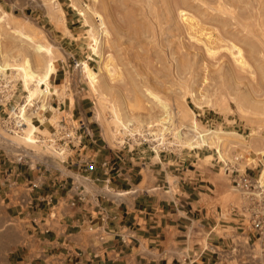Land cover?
I'll use <instances>...</instances> for the list:
<instances>
[{"label":"rangeland","instance_id":"obj_1","mask_svg":"<svg viewBox=\"0 0 264 264\" xmlns=\"http://www.w3.org/2000/svg\"><path fill=\"white\" fill-rule=\"evenodd\" d=\"M25 61L52 74L25 88ZM0 63V86L12 89L0 119L24 126L0 134L34 166L87 149L91 127L120 152L211 168L226 202L239 198L225 168L264 164V0H0ZM76 100L87 122L69 111Z\"/></svg>","mask_w":264,"mask_h":264},{"label":"crops","instance_id":"obj_2","mask_svg":"<svg viewBox=\"0 0 264 264\" xmlns=\"http://www.w3.org/2000/svg\"><path fill=\"white\" fill-rule=\"evenodd\" d=\"M89 109L78 100L69 107L81 122ZM83 140L87 149L76 146L53 164L0 158L11 171L0 173V264H185L190 221L205 233L219 222L218 208L234 201L209 167L180 171L166 155L120 152L92 127ZM249 173L262 176L264 164Z\"/></svg>","mask_w":264,"mask_h":264},{"label":"built area","instance_id":"obj_3","mask_svg":"<svg viewBox=\"0 0 264 264\" xmlns=\"http://www.w3.org/2000/svg\"><path fill=\"white\" fill-rule=\"evenodd\" d=\"M0 87V101H5L9 95L7 92L12 91L11 84L7 83ZM6 103L7 101L0 102V107L3 108ZM22 123L21 118L13 117L12 122L0 119V127L9 133L21 132L24 127ZM5 142H9L7 150L2 147ZM0 150L3 152L5 163L9 166L20 165L27 168L34 166L26 149L1 134ZM224 172L231 190L239 199L230 203L224 210L219 207V222L207 226L205 233H201L200 223L190 221L186 238L192 241V247L184 252L185 264H264V177L240 172L235 168H225ZM0 173L8 176L11 171L9 168L4 171L0 168ZM223 214H229L235 220L231 223L232 228H228L230 222L225 221ZM218 240L221 243L227 241L225 248L215 242Z\"/></svg>","mask_w":264,"mask_h":264},{"label":"bare ground","instance_id":"obj_4","mask_svg":"<svg viewBox=\"0 0 264 264\" xmlns=\"http://www.w3.org/2000/svg\"><path fill=\"white\" fill-rule=\"evenodd\" d=\"M215 40V39H214ZM218 41V40H217ZM220 43V42H219ZM232 47V46H231ZM237 52V51H236ZM240 53V51H238V54ZM232 55H234V54H232ZM239 60V59H238ZM238 60H237V62H238ZM240 61V60H239ZM28 61H25V63H24V65L21 67V71H22V79H23V83H24V86H25V88H28V80H31V79H33V78H36V85H38V84H40V83H43V82H45L46 80H48V78H49V76L52 74V68L50 67V66H52V65H50L49 66V68H47V70L42 74V75H40V76H37V75H35V73H33L30 69H29V64L27 63ZM239 63H242V61L241 62H239ZM7 65L5 64V65H3V64H1L0 63V71L2 70H4L5 69V67H6ZM83 70L85 71V72H87V76L89 77V79H93V74L91 73V71H90V69H89V67H88V65L86 64V63H83ZM35 81V80H34ZM41 93V92H40ZM167 113H168V111H167ZM22 116V115H21ZM23 118H25V116H23ZM169 119V118H168ZM26 120H28L27 118H26ZM167 120V119H166ZM27 125H28V127H25V128H23L24 130H31L30 131V134L32 135V133H33V131H34V129H35V127L33 126V125H31V123L29 122V121H27ZM28 140L30 141V142H36V140H34V139H31V138H28ZM205 139L202 137L201 138V141H204ZM28 141V142H29ZM55 152V151H54ZM56 154H57V152H55ZM59 154V153H58ZM262 175H263V173H262Z\"/></svg>","mask_w":264,"mask_h":264}]
</instances>
